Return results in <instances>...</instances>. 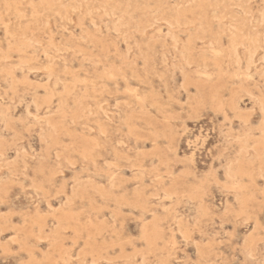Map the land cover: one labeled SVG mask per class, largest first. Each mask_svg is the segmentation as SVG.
Masks as SVG:
<instances>
[{"label":"rangeland","instance_id":"rangeland-1","mask_svg":"<svg viewBox=\"0 0 264 264\" xmlns=\"http://www.w3.org/2000/svg\"><path fill=\"white\" fill-rule=\"evenodd\" d=\"M0 264H264V0H0Z\"/></svg>","mask_w":264,"mask_h":264},{"label":"bare ground","instance_id":"bare-ground-1","mask_svg":"<svg viewBox=\"0 0 264 264\" xmlns=\"http://www.w3.org/2000/svg\"><path fill=\"white\" fill-rule=\"evenodd\" d=\"M31 63H32V62H31ZM31 63H30V64H31ZM225 67H226V66H225ZM247 78H248V77H247ZM247 78H246V79H247ZM220 104H221V103H220ZM197 149H198V148H197ZM207 152H208V151H207ZM176 154H177V153H176ZM192 154H193V153H192ZM192 156H193V155H192Z\"/></svg>","mask_w":264,"mask_h":264}]
</instances>
